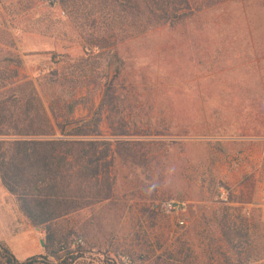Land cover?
<instances>
[{
	"label": "rangeland",
	"instance_id": "1",
	"mask_svg": "<svg viewBox=\"0 0 264 264\" xmlns=\"http://www.w3.org/2000/svg\"><path fill=\"white\" fill-rule=\"evenodd\" d=\"M87 3L76 0L74 13L52 0H0V73L33 81L45 105L51 94L83 97L76 120L102 106L105 137L110 123L131 134L113 144L110 199L61 221L66 249L30 263L169 264L177 243L190 248L185 264L235 263L221 212L264 219V0L226 1L137 38L109 37L120 25L87 16ZM56 74L67 81L48 84ZM8 216L18 233L22 218ZM6 257L0 247V264Z\"/></svg>",
	"mask_w": 264,
	"mask_h": 264
},
{
	"label": "trees",
	"instance_id": "2",
	"mask_svg": "<svg viewBox=\"0 0 264 264\" xmlns=\"http://www.w3.org/2000/svg\"><path fill=\"white\" fill-rule=\"evenodd\" d=\"M226 1L230 0H87L86 15L94 18L97 14L109 20L108 25L117 22L119 34L109 37L137 38L159 28L182 24ZM52 2L73 5L70 11L74 13L82 3ZM56 77L48 78L47 83L60 86L67 81L61 75ZM16 79H19L17 70L5 68L0 73V183L15 197L28 221L45 234L44 258L58 257L67 244L63 229H58L60 222L110 199L113 144L128 143L121 139L131 134L123 131V122L118 128L110 123L113 130L110 138L114 140L105 137L100 129L102 106L90 117L76 120L74 113L83 103V97L77 99L71 93L69 100H65L51 94L45 105L33 81L18 83ZM105 85H109L107 80ZM238 213L232 218L221 212L216 223L236 257L233 264L263 263L264 219L261 215L247 217L243 208ZM0 247L8 263L23 264L3 245ZM170 251L169 264H185L190 257V248L185 249L180 243ZM39 257L30 258L28 263ZM75 258L71 256L70 262L61 264H71Z\"/></svg>",
	"mask_w": 264,
	"mask_h": 264
},
{
	"label": "crops",
	"instance_id": "3",
	"mask_svg": "<svg viewBox=\"0 0 264 264\" xmlns=\"http://www.w3.org/2000/svg\"><path fill=\"white\" fill-rule=\"evenodd\" d=\"M245 178L249 179L251 171L246 169ZM257 174V172L255 173ZM259 174V173H258ZM258 177L257 175L255 176ZM259 184V181H257ZM262 182V181H260ZM250 195V194H249ZM248 195V196H249ZM9 196L13 198V206H10L6 200H9ZM252 202L249 200H242L240 205L247 208L252 206ZM12 209V211H11ZM16 211V212H15ZM18 213L22 218L23 224L18 233H12L9 231L8 215ZM0 230H5L4 234L0 235V244L10 251V254L20 261L30 259L32 257L40 256L44 253L42 246L43 232L40 228L34 227L28 219L20 211L17 201L13 195H11L4 186L0 183Z\"/></svg>",
	"mask_w": 264,
	"mask_h": 264
},
{
	"label": "built area",
	"instance_id": "4",
	"mask_svg": "<svg viewBox=\"0 0 264 264\" xmlns=\"http://www.w3.org/2000/svg\"><path fill=\"white\" fill-rule=\"evenodd\" d=\"M165 207L167 210H172V209H174L175 206L173 204L168 203V204H166Z\"/></svg>",
	"mask_w": 264,
	"mask_h": 264
}]
</instances>
